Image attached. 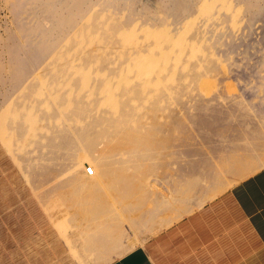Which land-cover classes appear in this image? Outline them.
<instances>
[{"label": "rangeland", "instance_id": "374dc122", "mask_svg": "<svg viewBox=\"0 0 264 264\" xmlns=\"http://www.w3.org/2000/svg\"><path fill=\"white\" fill-rule=\"evenodd\" d=\"M74 1L0 0V142L47 211L96 180L111 209L137 221L114 191L144 179L153 207L240 132L264 138V0H85L95 8L75 12L79 42L59 19ZM126 126L153 129L150 149L116 144ZM103 127L88 149L82 133ZM170 216L152 229L130 222L129 247Z\"/></svg>", "mask_w": 264, "mask_h": 264}, {"label": "crops", "instance_id": "0c3cea01", "mask_svg": "<svg viewBox=\"0 0 264 264\" xmlns=\"http://www.w3.org/2000/svg\"><path fill=\"white\" fill-rule=\"evenodd\" d=\"M248 134L189 166L184 188L155 197L153 207L139 180L121 202L138 209L137 221L108 199L102 208L95 198L56 196L48 208L59 210L47 211L0 142V264H264V138ZM169 216L171 223L129 247L130 222L152 229Z\"/></svg>", "mask_w": 264, "mask_h": 264}, {"label": "bare ground", "instance_id": "6f19581e", "mask_svg": "<svg viewBox=\"0 0 264 264\" xmlns=\"http://www.w3.org/2000/svg\"><path fill=\"white\" fill-rule=\"evenodd\" d=\"M73 8H71L68 13L59 18L60 21L65 24L64 26L67 27L69 29V31H71V36L72 38L75 39L76 42H79L78 39L75 38V31H72L76 25V17H75V12L77 11L79 14H82L84 12V8L83 6L90 7L87 6V3L85 0H75L74 4L72 5ZM90 8H95V7H90ZM89 8V9H90ZM60 25V24H59ZM61 26V25H60ZM64 31V30H63ZM126 41L128 44H130L131 42V35L128 34V36L126 37ZM81 49V48H80ZM135 65L137 66V68L142 71L143 65L140 61H136ZM134 81L140 85V86H145L146 85V80L144 79V77H142L141 75H138L137 78L134 79ZM106 91V90H105ZM85 93V92H83ZM121 102H124V100H120ZM106 102L110 107H117L119 105H121V103H118L117 97L116 95H114L112 92L107 91L106 94ZM121 118H124V116H121ZM104 129H101L97 132H91V130H87L86 132L82 133V139H84L86 141V146L88 149H94L95 148V144L97 142V137H100L101 135H104L107 130L105 127H103ZM136 128H130L128 126L124 127L123 129H121L118 132L119 135V139L118 142L116 144L123 145L125 147H127L128 149L130 148H136V150L138 151H145L148 148L150 143L152 142V139L149 136L150 132H154L153 129H149L147 130L144 134H140L138 131L135 130ZM148 132V133H147ZM0 134H2V132L0 131ZM92 136H96V137H92ZM6 143L8 144V141H6ZM115 144V145H116ZM8 161V160H7ZM12 167V166H11ZM146 168H152L148 165V167L146 166ZM151 170V169H150ZM2 174V173H1ZM16 174V173H15ZM129 178L132 175H128ZM11 178V177H10ZM21 178V177H20ZM128 178V179H129ZM139 178H142L141 176ZM7 179V178H6ZM132 179V178H130ZM129 179V180H130ZM128 180V182H129ZM140 180V179H139ZM9 181V180H7ZM22 181V180H21ZM109 181V179H108ZM10 182V181H9ZM98 183V182H97ZM114 183V182H113ZM126 183V182H125ZM141 185L142 187L145 185L144 179L141 180ZM146 186V185H145ZM15 187V186H14ZM114 188V187H113ZM13 189V188H12ZM19 190V188H18ZM122 190V189H121ZM143 190V188H142ZM25 191V190H24ZM8 192V191H7ZM13 192V191H12ZM23 193V192H22ZM18 194V193H17ZM8 195V194H7ZM28 195V194H27ZM25 196V195H24ZM105 193H101L100 189L96 188V180L93 182L92 180H88L85 183L82 184H75L73 186V193L70 195V197H76V200H80L82 202L87 201V200H91V199H97V200H101L103 204H101L100 202L98 203L99 206H101L102 208H106L108 206V203L104 200H106L105 198ZM114 196H118L124 200H128L129 199V190L128 189H123L122 192H119L118 194L115 193L114 191ZM5 197V196H4ZM16 197V196H15ZM22 197V196H21ZM12 198V197H11ZM69 198V197H68ZM7 199V198H6ZM15 199V198H14ZM21 199V198H20ZM3 201V200H2ZM19 202V200H18ZM17 202V203H18ZM24 202V201H23ZM31 202V201H30ZM7 203V202H6ZM26 203V202H25ZM10 206V203H8ZM16 204V203H15ZM29 204V203H27ZM5 205V204H4ZM21 205V204H20ZM60 206V205H59ZM57 204L55 205H49V208L52 209L53 211H57L59 210V207ZM1 207V206H0ZM15 207V206H14ZM22 207V205H21ZM20 207V208H21ZM38 207V206H37ZM8 208V207H7ZM31 208V207H30ZM27 209V208H26ZM25 209V210H26ZM10 211V210H9ZM3 211H1L2 213ZM21 212V211H20ZM24 212V211H23ZM29 212V211H28ZM27 212V213H28ZM43 212V211H42ZM30 214V213H29ZM13 216V215H12ZM16 218V217H15ZM33 219V218H32ZM19 220V219H18ZM17 220V221H18ZM2 221V219H1ZM49 221V220H48ZM4 222V221H3ZM13 223V222H12ZM19 225V224H18ZM6 226V225H5ZM14 227V226H13ZM20 232V231H19ZM38 232V231H37ZM16 234V233H14ZM21 234V233H19ZM17 234V235H19ZM30 235V234H29ZM12 237V236H11ZM8 239V238H7ZM59 239V238H58ZM59 241V240H58ZM1 242V241H0ZM3 244V243H2ZM18 245V244H17ZM49 246V245H48ZM20 248V247H19ZM27 249V248H25ZM21 252V251H20ZM19 252V253H20ZM2 253V252H1ZM23 253V252H22ZM55 255V254H54Z\"/></svg>", "mask_w": 264, "mask_h": 264}]
</instances>
